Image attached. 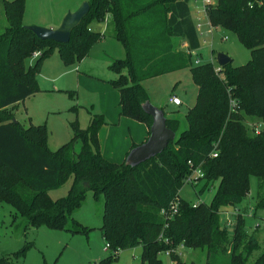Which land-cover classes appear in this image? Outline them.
I'll return each mask as SVG.
<instances>
[{
  "label": "trees",
  "instance_id": "1",
  "mask_svg": "<svg viewBox=\"0 0 264 264\" xmlns=\"http://www.w3.org/2000/svg\"><path fill=\"white\" fill-rule=\"evenodd\" d=\"M87 2L88 13L66 43L39 39L23 25L25 0L2 2L6 26L0 32V203H8L25 220L24 232L44 225L86 234L89 229L73 214L88 191L96 200L102 197L98 230L108 255L89 264H112L121 250L138 246L141 264H162L160 255L166 251L176 264H199L184 261L180 246L203 250V264H218L222 256L228 264H249L257 241L246 233L239 206L255 177V209L264 210V127L256 132V125L245 123L254 118L264 126V0H216L206 6L210 24L234 33L250 51L245 64L231 62L217 72L213 63L192 65L191 54L173 48L174 37L185 40L190 52L200 47L188 0ZM94 21L105 22L125 53L109 64L117 74L109 83L119 94V115L144 123L148 135L152 117L142 108L149 100L142 81L188 68L197 87L195 102L185 112L186 128L178 135V119L160 108L175 139L136 166L102 156L98 133L106 122L101 114H92L85 128L75 118L71 138L51 151L45 125L24 127L13 121L10 111L38 89L40 65L54 50L66 65L88 55L103 37L89 26ZM35 51L39 56L27 66ZM196 168L203 173L200 192L218 182L210 204L179 197ZM69 179L67 193L52 199L49 193ZM175 202L178 210L170 216ZM229 206L236 211L232 232L221 222ZM31 246L25 241L1 256L0 264H24ZM252 264H264V251Z\"/></svg>",
  "mask_w": 264,
  "mask_h": 264
},
{
  "label": "rangeland",
  "instance_id": "2",
  "mask_svg": "<svg viewBox=\"0 0 264 264\" xmlns=\"http://www.w3.org/2000/svg\"><path fill=\"white\" fill-rule=\"evenodd\" d=\"M83 1L87 0H25L27 17L26 20L25 18L22 20L23 25L50 27L28 23L30 20L37 18L40 22L51 20L56 24L61 17V23L63 17L68 12L77 10ZM215 1L211 0L210 3L214 4ZM2 2L3 0H0V12H3ZM202 23V28L198 31L199 49L196 52L178 50L185 54H191L192 65L209 62L210 59L213 60L215 65V56L218 53H224L231 57L234 66L243 65L250 59V51L238 41L234 33L221 27H216L212 33H209L207 32L209 28L207 20L205 19ZM89 26L92 29L98 28L100 32H103V37L92 46L88 55L79 62L66 65L61 60L58 51L54 50L50 56L43 59L39 69V74L44 75L45 80L48 79L49 83L47 82L46 85L45 81H42V83L44 82L42 85H46V87L41 88L37 82L38 89L18 103L15 109L10 110L13 118L24 127L30 124L45 125L47 130L46 146L51 151L56 150L71 138V124L75 118L80 128L87 127L92 114H101L108 125L117 122L115 118L116 115L118 117V95L109 83L110 80L117 77V74L109 69V64L114 59L124 58V51L121 45L112 38L111 30L105 25V22L94 21L89 23ZM3 30L4 27L0 28V32ZM35 59L30 56L25 61L26 65L32 64ZM196 59L199 60L198 64L195 63ZM63 72H68L66 79L63 80L64 82L62 81L63 76H60ZM52 78H57V80L51 81ZM142 86L147 92L149 101L154 106L158 108L163 106L167 116L178 119L177 135L184 130L186 128L185 112L194 104L197 90L191 80L189 69L174 71L144 80ZM173 93L181 98L182 103L180 106L167 102V99ZM73 106L74 109H72ZM102 110H106L107 114L104 115ZM122 117H119L121 123L116 127L121 130L124 128V136L133 137L134 131L132 129L130 136H127L126 131L128 128L126 122L130 123V120ZM245 123L250 127L256 125L258 129L264 127L260 120L254 118H246ZM111 128V126H102L99 130L100 152L102 156L105 154L118 158L114 154V142L118 134L112 133ZM117 140L119 141L120 138L118 137ZM79 148L80 143H77L75 151L78 152ZM121 158L120 160L123 162L125 158ZM114 162L118 163L119 161ZM71 182L72 179H69L64 185L51 191V198L56 199L64 196ZM202 185L203 181H198L193 185L184 183L179 190V197L191 204L200 202L210 204L218 182L215 181L209 189L200 192ZM250 187L249 195L243 200L239 208L242 212L246 233L248 236L254 234L257 241V247L248 257V263L252 264L264 251V210L255 209V177H251ZM102 211V197L96 200L93 198L92 193L88 191L84 202L73 214L74 219L79 224L89 229L88 233H71L64 229H52L44 225L38 228L30 227L24 232L25 220L19 215H15L14 209L8 203L1 202L0 257L18 250L25 241H30L32 246L26 253L24 264H89L96 262L108 255L105 252V242L98 230L101 224ZM235 213V209L229 206L225 207L221 214L222 223L226 222V217L230 219L231 224L228 225L230 232L233 229ZM179 251L184 261H193L199 264L206 261V253L203 250L181 247ZM140 252L141 248L139 246L121 250L112 264H141ZM160 258L162 264H176L164 254H161ZM218 264H228L227 257L222 256Z\"/></svg>",
  "mask_w": 264,
  "mask_h": 264
},
{
  "label": "water",
  "instance_id": "3",
  "mask_svg": "<svg viewBox=\"0 0 264 264\" xmlns=\"http://www.w3.org/2000/svg\"><path fill=\"white\" fill-rule=\"evenodd\" d=\"M88 11V2L83 1L77 10L68 12L63 17L58 27H41L36 25L25 27L39 39L66 43L69 41L71 30L80 23ZM215 60L220 67L232 62V58L224 53L216 54ZM142 108L152 117V124L147 139L128 152L125 163L131 166H136L160 154L167 147L169 141H173L176 136V133L166 126V116L162 109L154 106L149 100L143 103ZM13 121L16 122L15 119Z\"/></svg>",
  "mask_w": 264,
  "mask_h": 264
},
{
  "label": "crops",
  "instance_id": "4",
  "mask_svg": "<svg viewBox=\"0 0 264 264\" xmlns=\"http://www.w3.org/2000/svg\"><path fill=\"white\" fill-rule=\"evenodd\" d=\"M25 4H26V2H25ZM192 15V17H193V14H191ZM26 17H27V15H26V10H24V14H23V19L25 18V20H26ZM29 17V16H28ZM29 19V18H28ZM60 19H61V17L59 18V21L56 23V24H54L55 22H53V21H46V22H40V20H39V18H37V19H35V20H28L29 22L28 23H35V24H41V25H45V26H50V27H56L57 25H59L60 24ZM193 20H194V17H193ZM53 25H55V26H53ZM2 27H5V17H4V13L3 12H0V28H2ZM97 27V26H96ZM97 30H99L98 28H96ZM173 44H174V50H186V51H189L188 50V44H187V42L185 41V40H183L182 38H179V37H174V39H173ZM124 51V50H123ZM197 50H194V51H191V52H196ZM125 54V53H124ZM183 70V69H182ZM179 71V70H178ZM70 72V71H69ZM68 72H63V73H61L60 74V76H63L62 77V81L63 80H65L66 79V74H67ZM79 76H81L80 74H78ZM51 81H56L57 80V78H52V79H50ZM42 81H45V83H46V85H47V82L49 83V81H48V79L47 80H45V76L44 75H40V74H38L37 75V82L39 83V86L41 87V88H44V87H46V85H42V84H44V82L42 83ZM64 82V81H63ZM50 87H52V86H50ZM117 92V91H116ZM196 92H197V90H196ZM117 95H118V117H117V115H116V118H115V120H117V122H112V123H110V125H108V122H106V124H104L103 126H111L112 128H111V130H112V133H115V134H118V137L120 138V140L118 141L117 139H118V137L116 138V141L114 142V151H115V155H117L118 156V158H115L114 156L113 157H111V156H107V155H105V154H103V156L107 159V160H109V161H112V162H114V161H119V162H121V160L120 159H122L121 157H124V158H126V156H127V154H128V152L133 148V147H135V146H137V145H139V144H141L142 142H144L145 140H146V138H147V136H148V128H147V126L144 124V123H141V122H138V121H135V120H132V119H130V118H128V119H126V120H130V123L129 122H126V125H128V128L126 129V131H127V136H130L131 134V129L134 131L133 133V137H130V138H128V137H126V136H124L125 134H124V128L121 130L119 127H116V126H119L120 125V123H121V119L119 118L120 117V115H119V94H118V92H117ZM171 95H175V96H177V97H179L177 94H175V93H173V94H171ZM180 100H181V98H180ZM167 102L169 103V104H172V103H170L169 102V99H167ZM181 103H182V100H181ZM181 105V104H180ZM180 105H176V106H180ZM159 108H162V109H164V107L163 106H159ZM117 111V110H116ZM165 111V110H164ZM102 112H103V114L104 115H106L107 114V111L106 110H102ZM167 116V115H166ZM122 118H124V117H122ZM127 118V117H126ZM114 120V121H115ZM113 121V120H112ZM133 122H135V123H133ZM30 124V123H29ZM129 125H130V127H129ZM114 154H110V155H114ZM124 161H125V159H124ZM118 162V163H119ZM50 194V193H49ZM100 232V231H99ZM101 234V233H100ZM101 238H102V236H101ZM103 239V238H102ZM104 241V240H103ZM105 252L107 253L108 251H107V249L105 248ZM95 262V261H94ZM92 263V262H91Z\"/></svg>",
  "mask_w": 264,
  "mask_h": 264
},
{
  "label": "built area",
  "instance_id": "5",
  "mask_svg": "<svg viewBox=\"0 0 264 264\" xmlns=\"http://www.w3.org/2000/svg\"><path fill=\"white\" fill-rule=\"evenodd\" d=\"M211 2V0H188V4L190 6V10H191V14H193L194 17V24L195 27L197 29V31H199L200 28H202V22L206 19L207 20V24H208V30L207 32L212 33V31L216 28L214 26H212L207 18V14H206V6ZM40 52L39 51H35L32 54V58H37L39 56ZM210 63H213V60L210 59L209 61ZM195 63L198 64L199 60L196 59ZM219 65L216 63L214 65V71L217 72L219 69ZM169 102L174 104V105H180L181 104V100L179 97L172 95L169 98ZM258 131V127L256 128V132ZM217 154L214 152L212 153V156H216ZM203 173L199 168H196L193 170V172L185 179V183H190L191 185L195 184L198 182V178L202 177ZM178 210L177 207V203L175 202L174 204H172L171 206V212H170V216H172V214L176 213ZM227 214V212H225ZM226 223L227 224H231V221L228 217H226ZM182 246H180L181 248ZM105 248H108V244H105ZM165 256H169V251H166L163 253Z\"/></svg>",
  "mask_w": 264,
  "mask_h": 264
}]
</instances>
